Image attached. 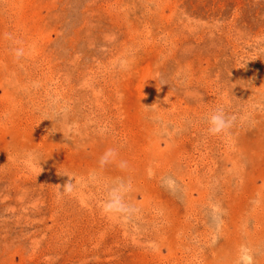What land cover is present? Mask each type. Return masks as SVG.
I'll list each match as a JSON object with an SVG mask.
<instances>
[{
  "label": "rangeland",
  "instance_id": "rangeland-1",
  "mask_svg": "<svg viewBox=\"0 0 264 264\" xmlns=\"http://www.w3.org/2000/svg\"><path fill=\"white\" fill-rule=\"evenodd\" d=\"M0 264H264V0H0Z\"/></svg>",
  "mask_w": 264,
  "mask_h": 264
}]
</instances>
